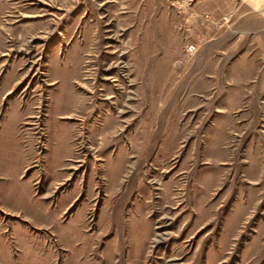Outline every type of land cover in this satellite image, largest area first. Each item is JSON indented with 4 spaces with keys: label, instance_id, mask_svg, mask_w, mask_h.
Listing matches in <instances>:
<instances>
[{
    "label": "rangeland",
    "instance_id": "obj_1",
    "mask_svg": "<svg viewBox=\"0 0 264 264\" xmlns=\"http://www.w3.org/2000/svg\"><path fill=\"white\" fill-rule=\"evenodd\" d=\"M0 264H264V0H0Z\"/></svg>",
    "mask_w": 264,
    "mask_h": 264
}]
</instances>
